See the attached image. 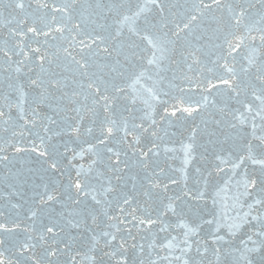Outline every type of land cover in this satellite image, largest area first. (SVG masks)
I'll use <instances>...</instances> for the list:
<instances>
[{
    "label": "water",
    "instance_id": "obj_1",
    "mask_svg": "<svg viewBox=\"0 0 264 264\" xmlns=\"http://www.w3.org/2000/svg\"><path fill=\"white\" fill-rule=\"evenodd\" d=\"M139 2L0 0L3 264H264V0H154L117 37ZM96 35L112 54L73 46Z\"/></svg>",
    "mask_w": 264,
    "mask_h": 264
},
{
    "label": "snow or ice",
    "instance_id": "obj_2",
    "mask_svg": "<svg viewBox=\"0 0 264 264\" xmlns=\"http://www.w3.org/2000/svg\"><path fill=\"white\" fill-rule=\"evenodd\" d=\"M153 2H154V0H140V2L136 5L135 9H129V11H127L125 13H121L120 18L118 20L119 27L116 29V36L118 37L122 34V30L124 29L125 26H127L128 30L130 32L135 31L137 20H138L139 16L142 13H147L150 10L149 5H151ZM84 19H85V21H87L88 17L85 16ZM190 19L195 20L196 17L192 16ZM93 23H95L94 20H93ZM75 27L76 28L80 27L79 22H77L75 24ZM101 27H102V25H101ZM185 27H187V25H185ZM57 31H62V29L57 28ZM77 45L80 47L81 51H83L84 48H91L93 45H95L97 48V54H99L100 52L112 54L109 52V45L104 43V37H102L100 35H96L94 38H90L87 42H85L84 40L76 41V44H74L73 46L75 47ZM153 48H154V51H152L147 57H145L144 63L148 67L142 66L141 68L129 73L128 76L126 77L125 83H126L127 89L129 90L128 99L132 103H135L138 99H143V97L140 96V94H139L137 85H140L143 87L142 82L144 79H153V76L149 74V70L154 67L155 75H159V73L161 71L165 70L161 67V62L166 59L165 54L168 51V49L166 47H164L163 43H154ZM64 51L68 52V49H65ZM113 51H115L116 54L119 55L118 49L113 50ZM157 53H159V54H157ZM188 56L191 57V63H188L186 65V67H187L188 71L191 72L193 64H199V57L196 55L195 52H189L187 54V56L185 57V59H187ZM77 63L80 65L81 68L87 67L86 62L77 61ZM118 65L120 67H123V65H121V62L119 60H117L116 63L111 66V71L117 72L118 71V69H117ZM99 67L102 70L105 66L100 65ZM201 70H203V69H201ZM227 70L232 71L231 69H227ZM118 74L123 75V73H118ZM188 79H191V77L189 76ZM223 82L228 83L227 80H225ZM89 87L91 88V87H96V86L94 84L90 83ZM114 90L117 93L123 91V89L120 86H115ZM96 91L99 92L98 87H96ZM148 91H151V89H148ZM101 99L107 102L109 100V97L107 95H102ZM144 102L147 104L146 100ZM184 111L186 113H188L189 115H191L192 111H194V110L186 108V109H184ZM217 171H222V169H217ZM230 182H231V177H227L222 182L216 183L210 187L209 181H208L207 177H205V179L202 181L203 186L196 190L194 198L210 200L213 204L219 205L222 201H226L227 199L231 198L228 195V193L230 191V189H229ZM198 183H200V182H198ZM235 195L238 197V193H236ZM245 195H247V193H245ZM253 203L256 206H259L261 204H264V200L257 199ZM252 206L253 205L250 204L249 208H251ZM245 215H247V213H245ZM0 264H3V262L0 261Z\"/></svg>",
    "mask_w": 264,
    "mask_h": 264
}]
</instances>
